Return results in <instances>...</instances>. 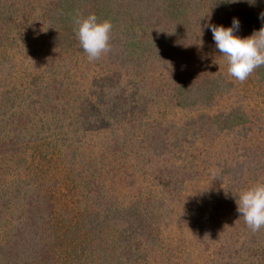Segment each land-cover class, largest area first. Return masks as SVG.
Returning <instances> with one entry per match:
<instances>
[{
  "label": "trees",
  "instance_id": "16d2710c",
  "mask_svg": "<svg viewBox=\"0 0 264 264\" xmlns=\"http://www.w3.org/2000/svg\"><path fill=\"white\" fill-rule=\"evenodd\" d=\"M261 12L264 0H0V264H201L161 230L183 227L175 205L202 176L197 157L214 181L199 189L208 205L186 223L187 245L208 255L202 264H264V228L252 232L234 199L254 186L246 173L251 182L264 175V153L251 146L241 103L221 107L245 89L207 27L237 18L235 35L247 37ZM77 14L111 22V52L89 62ZM183 44L211 49L210 65L192 69L204 50L191 60ZM178 50L187 55L174 66ZM252 73L264 87V66ZM176 108L183 115L173 121ZM229 145L240 152L233 164ZM119 170L128 200L106 190ZM227 208L221 230L204 215Z\"/></svg>",
  "mask_w": 264,
  "mask_h": 264
},
{
  "label": "clouds",
  "instance_id": "9594fccd",
  "mask_svg": "<svg viewBox=\"0 0 264 264\" xmlns=\"http://www.w3.org/2000/svg\"><path fill=\"white\" fill-rule=\"evenodd\" d=\"M229 3L247 2L255 4L256 0H228ZM261 28L250 36L241 38L235 35L240 29V21L233 18L231 26L208 24L212 33L215 49L227 63V73L234 79L244 82L257 68L264 66V12L259 15ZM74 32L79 44L87 55L89 62L98 60L102 55L112 51L110 34L112 24L108 20L99 21L95 14L74 18ZM236 210L246 226L257 232L264 228V183H258L234 197Z\"/></svg>",
  "mask_w": 264,
  "mask_h": 264
},
{
  "label": "rangeland",
  "instance_id": "374dc122",
  "mask_svg": "<svg viewBox=\"0 0 264 264\" xmlns=\"http://www.w3.org/2000/svg\"><path fill=\"white\" fill-rule=\"evenodd\" d=\"M181 46H184L183 49H181L184 51L187 50L188 47H191L190 52H189L190 56L188 57V59H191V60L192 59L195 60V58H196L195 51L197 50V47L202 48V50H204V56H201L202 59L200 61L196 60V62H193V66H191L192 69L204 71L205 65L206 64L210 65L209 61H206V60L208 58L209 53H211L210 52L211 49H208L206 47H202L201 45L193 47L189 44H183ZM181 50H178L177 54H175L176 62L174 63V66L183 65L182 63L184 62L185 55H187V54H186V52H183ZM211 59H212V62L214 64L221 62V58L217 57V55L215 53L213 54ZM194 63H196V64H194ZM250 75H251V77H248L244 82H240V81L236 80L238 85L243 86L245 89L244 90L245 91L244 97L242 96L239 99V96H236V97L233 96L232 97V95L227 94L222 99V101H220V103L222 104L221 107H223L229 103L231 104V103H233V101L236 102L235 104L241 103L242 108L247 110L249 117H250V121L252 122L251 126L253 127L252 128L253 130H250L248 132V133H252L250 136L251 139H253V143L251 146H252V148L258 146L255 149V151L257 150L258 153H264V87L260 83H259L260 85L258 84L253 73H251ZM169 114H170V118L173 117V121H174V120L179 119V117H182L183 112L180 109L176 108L172 111V113L169 112ZM175 115H176V117L174 118ZM167 119H169V115H167V117L165 118V120H167ZM243 144H245L247 146V144H249V143L244 142ZM192 153L193 152H191V154ZM239 154H240L239 151H232L231 152V145H229L228 149L225 150V152H224L225 156L224 155L223 156L228 157V159H229L228 162L233 164L236 159H241L238 156ZM201 159H199V157H197V164L199 165V168H200L199 170H201V172L203 171L202 176L199 180H197V182L195 180H191L189 182L187 188H186V191H185L187 196H186V198H184V199H186V202L184 204L188 205V203L192 202L193 206L188 207L186 205L184 206V204L180 205V206L175 205V208H176L175 209V211H176L175 212V218L179 214H182L183 212H186V214H187V218L184 220V223L182 224L183 227L179 228L178 226L173 225L172 226L173 229L171 228L172 230H169L170 228H166V227H162L161 230L163 231V235L169 237L170 239H172V238L176 239L177 238L178 239L177 243L181 245V247L183 248V251L186 253L192 252V256H193L192 258L193 259L199 258V263L201 260V264H202L203 263L202 261L206 260L208 258V255L206 254L204 256H199V257L195 255L194 247L187 245L189 243V241L193 240L192 231L190 230L189 227L186 228L188 226V225H186V223H191L192 220L190 217L195 215V210L199 209V211H201L200 209H202V207H204L205 205H208V204L204 205L203 201L201 199H199V195L201 194L199 189L206 186V184H209L211 179L214 181L212 174H210V172L208 170H206L204 168V165L201 163ZM216 171L217 170H215V172ZM122 172H123L122 170L121 171L119 170V172L115 175L116 179L114 178L113 181L107 180L105 186H107L106 190L110 191V193L112 192V193H115L117 195H121L122 199L128 200V198L132 192H131V188H129L128 185L127 186L125 185L126 181H128V178L121 176ZM55 176L57 177L56 174H55ZM246 180H247L246 185H250V184L256 185V184L260 183L262 180L264 181V175L261 174L256 181L251 182V181H249L248 174L246 173ZM52 181H54V180H52ZM137 182H141V180H139ZM193 185L195 186V189H196L195 191H193V189H190V187L192 188ZM62 186H63V184H59V189L55 190L54 194L56 196L57 195L59 196V192L61 191L60 189H63ZM208 186H210V185H208ZM214 188L220 189L221 191L224 190L223 186L221 184H219L218 186H214V187L211 186L210 187L211 192L208 191L209 194L211 195V197H213V195H214ZM211 197L209 196L208 198L211 199ZM210 202H211V200H210ZM210 204H212V203H210ZM205 212H206V214H204V215L209 216L211 221L216 220V222L213 223V224H216V226L213 225V227H215L216 229H220V230L222 228H225L226 225H228L229 221L232 218L231 216L234 213L231 209H228V208H227L226 214H222V215L219 214L216 210H212V213H210V209L205 210ZM195 249H197V248H195ZM177 259H176L175 263L180 264L182 262V259L181 258H179V260H177ZM197 262H198V260L196 261V263ZM246 264H248V263H246Z\"/></svg>",
  "mask_w": 264,
  "mask_h": 264
}]
</instances>
